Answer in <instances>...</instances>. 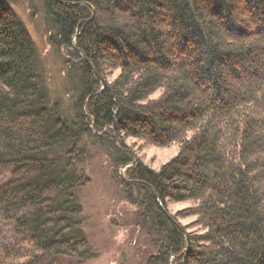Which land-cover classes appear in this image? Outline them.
Masks as SVG:
<instances>
[{"label":"trees","instance_id":"1","mask_svg":"<svg viewBox=\"0 0 264 264\" xmlns=\"http://www.w3.org/2000/svg\"><path fill=\"white\" fill-rule=\"evenodd\" d=\"M17 1L0 0V213L25 264L95 257L77 194L84 137L127 166L119 181L159 246L146 264H264V0H44L76 81L70 117ZM129 137L180 151L156 170ZM21 249L2 248L0 264Z\"/></svg>","mask_w":264,"mask_h":264},{"label":"rangeland","instance_id":"2","mask_svg":"<svg viewBox=\"0 0 264 264\" xmlns=\"http://www.w3.org/2000/svg\"><path fill=\"white\" fill-rule=\"evenodd\" d=\"M17 8L39 51L50 100L58 101L65 117H70L71 106L76 98V81L68 75L64 52L49 41L53 29L47 20L44 0H18ZM118 72L116 70L109 78H115ZM160 92L157 91L152 97L159 96ZM83 141L84 157L77 166L88 181L78 188L77 194L83 206V227L95 257L84 261L64 258V263L146 264L148 258L159 251V246L156 234L140 222V208L126 198L119 181L120 176L125 177L127 167L123 164L117 166L112 160L109 146L101 144L95 137H84ZM125 143L135 151L136 161L141 160L156 170L180 151V143L159 147L134 137L126 138ZM10 174V168H0V185ZM194 203L193 200L169 202L168 209L170 213L176 214ZM196 219V216H179L176 221L181 227L187 225L189 231H198ZM19 241L0 213V252L7 246L22 248L12 258L5 260L6 264H25L29 260L25 256L27 246L20 245Z\"/></svg>","mask_w":264,"mask_h":264},{"label":"water","instance_id":"3","mask_svg":"<svg viewBox=\"0 0 264 264\" xmlns=\"http://www.w3.org/2000/svg\"><path fill=\"white\" fill-rule=\"evenodd\" d=\"M127 167V166H126Z\"/></svg>","mask_w":264,"mask_h":264}]
</instances>
